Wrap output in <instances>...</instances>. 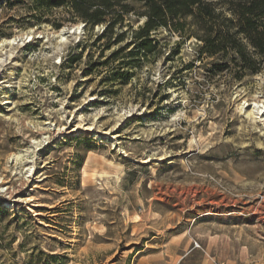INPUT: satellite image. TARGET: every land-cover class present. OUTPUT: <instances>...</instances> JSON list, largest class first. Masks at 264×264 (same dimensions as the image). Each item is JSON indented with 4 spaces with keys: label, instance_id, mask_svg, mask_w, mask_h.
I'll return each mask as SVG.
<instances>
[{
    "label": "rangeland",
    "instance_id": "374dc122",
    "mask_svg": "<svg viewBox=\"0 0 264 264\" xmlns=\"http://www.w3.org/2000/svg\"><path fill=\"white\" fill-rule=\"evenodd\" d=\"M143 21L0 0V264H264V68Z\"/></svg>",
    "mask_w": 264,
    "mask_h": 264
},
{
    "label": "trees",
    "instance_id": "16d2710c",
    "mask_svg": "<svg viewBox=\"0 0 264 264\" xmlns=\"http://www.w3.org/2000/svg\"><path fill=\"white\" fill-rule=\"evenodd\" d=\"M35 8L69 7L87 25L105 23L103 35L111 34L123 15L134 13L144 21L131 30V40L139 52H148L150 31L165 27L194 36L201 51L220 54L227 62L215 67H238V73H256L264 68V0H32ZM130 3H138L135 10ZM220 3H225L227 13ZM112 44L120 39L109 40ZM131 53L133 51H130ZM115 51L113 56H117Z\"/></svg>",
    "mask_w": 264,
    "mask_h": 264
},
{
    "label": "bare ground",
    "instance_id": "6f19581e",
    "mask_svg": "<svg viewBox=\"0 0 264 264\" xmlns=\"http://www.w3.org/2000/svg\"><path fill=\"white\" fill-rule=\"evenodd\" d=\"M69 29V31H68V33H70V34H73V33H76V31L77 30H79V25H76V26H72L71 28H68ZM26 35V34H25ZM23 36V35H22ZM29 35H26L25 37H28ZM30 37V36H29ZM60 37H61V39L64 41V39H66L65 37V31H64V29H61V31H60ZM17 38V37H16ZM31 38V37H30ZM17 40V39H16ZM15 41V39H10V40H8V42L7 43H10V44H13V42ZM61 41V40H60ZM59 41V42H60ZM2 55V54H1ZM3 55L4 56H1L0 57V69H1V66L3 65V64H5V63H7V61H8V59L11 57V55H10V53H4L3 52ZM255 107H263V105H260V106H258V103H255ZM258 108V109H259ZM257 109V110H258ZM48 125V124H47ZM83 124H78L77 126L79 127V126H82ZM50 126V125H49ZM86 128V127H85ZM49 130L51 129V128H48ZM86 129H92V126L91 125H89ZM58 130H60V128H58ZM105 133H107V132H105ZM37 142V141H36ZM37 144V143H36Z\"/></svg>",
    "mask_w": 264,
    "mask_h": 264
}]
</instances>
